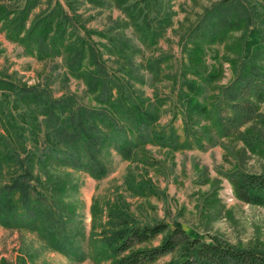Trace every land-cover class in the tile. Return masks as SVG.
<instances>
[{
  "label": "trees",
  "instance_id": "obj_1",
  "mask_svg": "<svg viewBox=\"0 0 264 264\" xmlns=\"http://www.w3.org/2000/svg\"><path fill=\"white\" fill-rule=\"evenodd\" d=\"M41 1L2 0V29L28 54L61 57L69 75L85 83L95 104L73 93L55 96L48 85L0 78V222L38 231L53 249L81 261L86 252L71 227L75 206L65 200L72 183L51 171L66 167L100 179L108 172L105 158L111 150L127 160L148 162V144L179 148L185 143L172 124L160 125L164 101L135 86L145 80L132 62L141 51L132 39L118 36L122 32L108 35L109 28L99 32L107 41L97 43L85 25L76 26V17L59 0L27 26ZM116 1L126 17L123 23L138 41L157 44L171 23L170 0ZM215 43H224L235 54L224 58L234 74L218 94L209 96L223 72L217 54H211L214 62H207L206 52ZM182 49L188 61L182 64L175 91L186 126L197 114L226 136L256 119L257 102L264 100V0L214 2L182 36ZM162 61L159 56L144 64L153 79L161 76ZM244 139L250 145L261 140L252 133ZM231 179L239 199L264 205V171L242 172ZM99 205H92L96 232L90 242L94 257L106 264H153L166 255L172 257L163 264H264V249L205 240L179 222H141L120 202L107 203L106 209ZM99 212L103 217L97 221Z\"/></svg>",
  "mask_w": 264,
  "mask_h": 264
},
{
  "label": "rangeland",
  "instance_id": "obj_2",
  "mask_svg": "<svg viewBox=\"0 0 264 264\" xmlns=\"http://www.w3.org/2000/svg\"><path fill=\"white\" fill-rule=\"evenodd\" d=\"M56 1L42 0L29 15L27 26L36 14L48 10ZM59 1L76 17V26L85 25L97 43L107 41L99 32H107L110 28L108 35L116 36L122 32L118 36L132 39L141 48L133 55L132 62L138 66L145 82L135 83V86L146 96H159L164 101L160 125L172 124L180 142L185 145L171 148L148 144V162L138 158L127 160L116 150H111L105 158L108 172L100 179L83 170L54 168L51 172L55 176L71 180L65 200L75 206L76 220L71 227L75 228L77 243L85 250L86 257L81 261L71 259L53 249L38 231L9 227L0 222V264H106L93 255L90 241L96 229L92 205L100 204L106 209L107 203L114 202L122 203L141 222L161 220L170 225L179 222L187 232L205 240L216 238L235 246L264 249V205L239 199L231 179L242 172L264 171V100L257 102L255 120L225 136L219 135L207 118L197 114L193 115L195 122L186 126L184 110L175 91L182 64L188 61V55L182 49V36L204 10L218 0H170L171 23L157 44L151 46L141 44L133 29L125 26L126 17L116 0ZM77 29L83 34L80 28ZM206 54L208 63L214 62L211 54H217L223 70L208 90L211 96L230 83L234 73L224 58L235 54L224 43L213 44ZM159 56H163L162 73L153 79L144 64ZM1 77L26 85H48L55 96L73 93L80 101L95 104L85 83L69 75L61 57L40 59L35 54H28L21 43L9 38L0 24ZM248 133L261 140L250 145L244 139ZM197 138L200 142L195 141ZM137 186L144 188L139 191ZM99 215L97 221L103 217L101 212ZM171 257L163 256L153 264H163Z\"/></svg>",
  "mask_w": 264,
  "mask_h": 264
}]
</instances>
